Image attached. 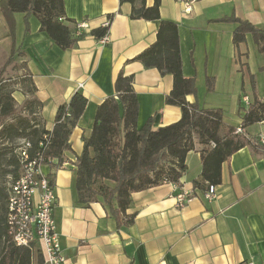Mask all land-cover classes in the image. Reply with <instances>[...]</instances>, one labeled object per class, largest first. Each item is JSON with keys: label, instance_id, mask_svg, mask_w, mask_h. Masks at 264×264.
I'll return each instance as SVG.
<instances>
[{"label": "crops", "instance_id": "1", "mask_svg": "<svg viewBox=\"0 0 264 264\" xmlns=\"http://www.w3.org/2000/svg\"><path fill=\"white\" fill-rule=\"evenodd\" d=\"M152 4L153 0H145L146 7ZM63 5L65 17L73 21L68 24L73 38L78 36L74 26L86 23L82 37L71 49L61 50L40 31L35 16L16 13L15 52L4 75L13 65L24 71L34 88L32 95L11 96L18 103L34 99L31 115L36 118L29 119L30 124L47 132L54 127L58 107L68 105L74 94L87 101L69 135L70 151L63 152L61 165L43 169L53 177L54 227L67 264H264V156L249 146L221 164L213 201L203 198L204 190L194 188L201 180L203 148L196 143L186 155V171L179 181L193 194L185 205L176 204L178 184L161 183L131 195L126 215H134V221L118 228L100 202L78 204L73 163L83 151V138L92 131L98 106L115 96L120 73L133 79L138 103L134 129L151 120V130L156 131L178 122L181 111L165 104L172 77L134 60L155 42L159 21L131 19V5L119 0H63ZM159 15L177 25L182 75L195 82L196 94L186 96V102L220 109L226 126L240 127L243 98L249 105L254 96L264 99V53L249 34L234 46L237 24L225 20L233 17L264 31V0H161ZM107 19L108 41L102 43L90 33L101 29ZM12 48L0 13V70ZM243 130L245 138L258 141L264 121Z\"/></svg>", "mask_w": 264, "mask_h": 264}, {"label": "trees", "instance_id": "2", "mask_svg": "<svg viewBox=\"0 0 264 264\" xmlns=\"http://www.w3.org/2000/svg\"><path fill=\"white\" fill-rule=\"evenodd\" d=\"M160 1L153 0L150 7L145 6V0H119V3L131 5V19L159 21L155 42L134 60L141 63L145 69H156L160 75L172 77V89L165 97V104L180 109V120L156 131L151 130V120L146 121L140 129H134L138 103L132 88L133 79L120 73L114 85L115 96L109 97L98 106L92 131L87 138H83V151L73 163L78 204L89 206L93 202H100L115 219L118 228L130 226L134 221V215H126L133 193L164 182L179 184L186 171V155L194 149L196 143L203 148L200 153L201 180L194 184V188L202 190H205L207 184H220L221 164L239 149L249 146L253 153L264 156V144L236 135L235 128L224 124L223 112L220 109H203L186 102V96L196 94L195 82L182 75L178 28L175 23L160 19ZM0 13L6 21L13 44L11 55L0 70V86L4 69L12 63V54L15 52L14 14L35 16L39 20L40 31L45 32L61 50L71 49L82 37L79 35L73 38L71 35L69 25L73 21L65 17L63 0H0ZM225 21L237 24L232 34L234 46L243 43L245 36L249 34L258 51L264 53L263 30L233 17ZM106 30L107 28L96 29L90 34L99 39ZM250 80L252 83L251 76ZM207 84V89L210 90V81ZM86 103V99L76 93L68 105L58 107L46 150V155L55 159V162L49 165L50 169L59 167L63 152L70 151L68 138L83 114ZM14 114L12 96L1 95L0 133H4L6 129L3 121ZM13 120L15 122L9 124V130L16 137L23 136L21 139L29 140L34 149L38 147L42 136L49 133L40 127H34L27 119ZM262 121L264 99L260 101L254 96L252 104L244 110L240 127L244 129ZM165 160L170 161L168 167L161 165ZM6 163L7 167H10L6 172L12 179H16L18 163L13 151ZM48 177L53 182L52 175ZM0 202L4 203L0 218V264H41L38 246L19 248L6 236V200L3 187H0Z\"/></svg>", "mask_w": 264, "mask_h": 264}, {"label": "built area", "instance_id": "3", "mask_svg": "<svg viewBox=\"0 0 264 264\" xmlns=\"http://www.w3.org/2000/svg\"><path fill=\"white\" fill-rule=\"evenodd\" d=\"M109 24L110 20H105L102 28L108 29ZM86 27V23H78L75 26L77 35L79 36ZM99 40L102 43L108 41L107 30ZM243 101L247 109L248 99L245 97ZM235 134L245 135L241 127L235 129ZM50 138L51 132L43 135L36 149L26 139H20L14 147L18 177L6 178L5 230L6 236L16 247L38 246L41 264H67L54 227L53 211L57 200L55 187L43 171L45 167L55 162L54 158L46 155ZM258 143L264 144V134H259ZM175 187L176 204L183 206L193 197L192 191L179 184ZM202 196L206 201H213L216 198V186L207 184ZM244 264L253 263L249 261Z\"/></svg>", "mask_w": 264, "mask_h": 264}, {"label": "rangeland", "instance_id": "4", "mask_svg": "<svg viewBox=\"0 0 264 264\" xmlns=\"http://www.w3.org/2000/svg\"><path fill=\"white\" fill-rule=\"evenodd\" d=\"M15 92H21V93H27L28 95H32V86L30 79L26 77L24 71H22L19 67V65H13L12 69L9 71L8 74H5L3 76V81L0 86V97L3 94H10L14 95ZM19 99H17L18 101ZM14 101V108H15V114L13 117H8L3 121V125L6 127L4 133H0V187L4 188L7 183V177L10 176L9 173L6 172V170H10V167H7V160L11 157L12 151L14 147L18 144V141L21 139V137H16L11 130H9V124H13L15 120L14 118L19 119H32L36 118L34 115H31L33 111H35V101L34 99H31L29 101L18 103L17 101ZM29 102H31L29 107ZM27 105V106H26ZM247 136V135H246ZM260 144V143H259ZM169 160H165L161 162L162 166L168 167ZM4 203L0 202V218L2 217ZM2 224H0L1 226ZM0 248H1V240H0Z\"/></svg>", "mask_w": 264, "mask_h": 264}]
</instances>
